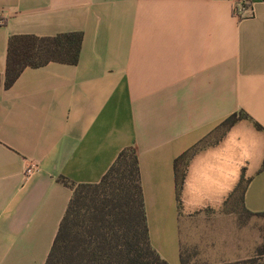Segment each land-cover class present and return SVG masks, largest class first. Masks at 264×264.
Segmentation results:
<instances>
[{
    "label": "crops",
    "instance_id": "0c3cea01",
    "mask_svg": "<svg viewBox=\"0 0 264 264\" xmlns=\"http://www.w3.org/2000/svg\"><path fill=\"white\" fill-rule=\"evenodd\" d=\"M71 30L82 31L76 63L26 64L0 88V264H44L72 194L61 177L96 182L126 146L137 152L150 243L169 264H189L198 217L236 219L225 208L241 177L255 218L235 221L207 262L254 255L264 234V0H0L1 83L11 35ZM240 109L248 116L221 134Z\"/></svg>",
    "mask_w": 264,
    "mask_h": 264
},
{
    "label": "trees",
    "instance_id": "16d2710c",
    "mask_svg": "<svg viewBox=\"0 0 264 264\" xmlns=\"http://www.w3.org/2000/svg\"><path fill=\"white\" fill-rule=\"evenodd\" d=\"M81 41L80 30L51 36L11 35L5 79L3 83L0 80V88L10 85L26 64L39 65L49 60L76 63ZM33 54L38 59H29ZM247 116L241 109L228 115L221 122V134L234 121ZM195 149L196 145L188 148L175 159V164L186 162ZM184 174L185 168H176L177 189L183 183ZM61 180L72 188V194L44 264H169L148 237L138 157L133 146L121 149L96 182H72L63 177ZM245 185L246 181L241 177L228 196L226 210L239 212L241 209L247 214L252 213L243 205ZM181 259L186 264L183 256ZM194 264H264V234L254 255Z\"/></svg>",
    "mask_w": 264,
    "mask_h": 264
},
{
    "label": "rangeland",
    "instance_id": "374dc122",
    "mask_svg": "<svg viewBox=\"0 0 264 264\" xmlns=\"http://www.w3.org/2000/svg\"><path fill=\"white\" fill-rule=\"evenodd\" d=\"M29 59H38L35 55H31ZM228 207V206H226ZM225 208V207H224ZM237 210L240 209L237 203ZM233 215L226 214L225 216L220 215L217 217L216 215L207 216L206 218H197L193 232L194 238L189 240V248L188 253H186L188 263H202L207 261H214L219 259L221 255L217 253V251L222 248H227L229 243H231L230 236L233 235L232 227L234 222L237 224L247 223L248 221L254 220V216L245 213L240 209L237 213L236 219L232 217ZM214 249L212 248V245ZM216 250V251H215ZM195 251L194 254H190ZM215 251V252H214Z\"/></svg>",
    "mask_w": 264,
    "mask_h": 264
},
{
    "label": "built area",
    "instance_id": "2783aa9c",
    "mask_svg": "<svg viewBox=\"0 0 264 264\" xmlns=\"http://www.w3.org/2000/svg\"><path fill=\"white\" fill-rule=\"evenodd\" d=\"M235 8L237 9V10H236L237 14L240 16V15H241V12L244 10V6H241V5L238 4V6L235 5ZM34 169H35V163H33V162H29V163L27 164V166L25 167V173H30V172H32Z\"/></svg>",
    "mask_w": 264,
    "mask_h": 264
}]
</instances>
